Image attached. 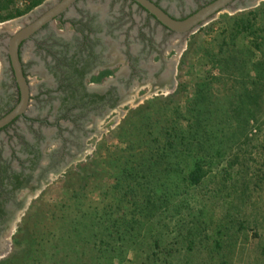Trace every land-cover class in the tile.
<instances>
[{
  "label": "rangeland",
  "instance_id": "rangeland-1",
  "mask_svg": "<svg viewBox=\"0 0 264 264\" xmlns=\"http://www.w3.org/2000/svg\"><path fill=\"white\" fill-rule=\"evenodd\" d=\"M250 2L172 36L173 88L134 87L126 106L86 126L100 135L81 160L22 191L0 262L16 253L7 264H264V0ZM31 3L0 0V35L33 19ZM161 3L177 17L198 7ZM4 68L0 52V80ZM19 228L26 238L14 249Z\"/></svg>",
  "mask_w": 264,
  "mask_h": 264
},
{
  "label": "flooded vegetation",
  "instance_id": "flooded-vegetation-1",
  "mask_svg": "<svg viewBox=\"0 0 264 264\" xmlns=\"http://www.w3.org/2000/svg\"><path fill=\"white\" fill-rule=\"evenodd\" d=\"M60 1L45 0L34 9L32 20H22V26ZM151 1L182 20L214 0H197L198 7L180 17L161 0ZM174 35L132 0H77L22 42L19 54L30 97L25 113L0 129V237L24 204L19 198L22 191L26 197L34 193L52 172L87 146L93 131L86 126L93 118H102L119 102L129 101L134 87L150 85L154 92L171 86L174 70L169 51ZM10 36L0 35L5 64L0 120L20 100L3 42ZM23 53L32 56L27 63ZM103 72L109 74L100 82L93 80ZM30 76L45 80L34 87Z\"/></svg>",
  "mask_w": 264,
  "mask_h": 264
},
{
  "label": "water",
  "instance_id": "water-1",
  "mask_svg": "<svg viewBox=\"0 0 264 264\" xmlns=\"http://www.w3.org/2000/svg\"><path fill=\"white\" fill-rule=\"evenodd\" d=\"M77 0H61L60 2L54 4L51 8H49L46 12H44L41 16H39L34 21L26 24L25 26H21V28L12 34L7 41V54L9 57V61L16 79V83L18 85L20 100L18 105L3 119L0 120V129L5 125L10 123L13 119L18 116H21L25 113L29 104V85L27 83V79L23 74L22 62L20 59L19 49L22 42L28 40L33 34H35L40 28H42L45 24L52 21L57 16L61 15L65 12L73 3ZM135 4L140 6L143 10L149 13L160 25L167 28L177 35H182L187 37L191 33H193L200 26L204 25L208 21L212 20L218 13L229 10L231 13H235L236 11H243L248 8L253 7L254 5L249 1L245 5H237L240 0H214L208 5L202 7L194 14L188 16L185 19H176L166 13L160 6L155 4L151 0H132ZM174 86V82L172 81L171 86L168 88L171 90ZM154 93V92H152ZM127 105V102H119L118 106ZM110 112V109L107 110L106 114L103 118L107 117ZM100 119V118H98ZM100 132L98 129L94 128L93 133L88 134V139L93 138L94 136H99ZM89 146H85L81 152L74 153L72 158H68L67 163L62 165L61 168L52 172V175L58 176L63 172L65 168H67L71 163L79 161L85 155V152ZM51 182V179L45 180V185H48ZM40 191L42 190V186L39 187Z\"/></svg>",
  "mask_w": 264,
  "mask_h": 264
},
{
  "label": "trees",
  "instance_id": "trees-1",
  "mask_svg": "<svg viewBox=\"0 0 264 264\" xmlns=\"http://www.w3.org/2000/svg\"><path fill=\"white\" fill-rule=\"evenodd\" d=\"M45 0H32V3L30 4V6L26 9L27 11H30L32 10L33 8L39 6L41 3H43ZM23 13H17L16 15L17 16H21ZM241 25L244 29H247L249 28V23H244V22H241ZM109 72H103L101 73L97 78H94L93 80L94 81H97V82H100L101 78L105 75H108ZM95 101V100H94ZM93 101V103H94ZM92 103V104H93ZM201 168L200 166L198 165V163H195L194 166L192 167L191 171L189 172L188 174V179L189 181L191 182V184H198L201 180ZM21 233V234H20ZM42 236V241L46 240V239H49L47 236H44V234L42 233L41 234ZM25 235L22 236V229L19 228L18 229V232L16 233V235L13 237V247L14 249H18V247H20L22 245L21 241L24 240ZM16 255V253H15ZM13 255L9 258H7L5 261H2L0 262V264H7L11 259L15 258L16 256Z\"/></svg>",
  "mask_w": 264,
  "mask_h": 264
}]
</instances>
